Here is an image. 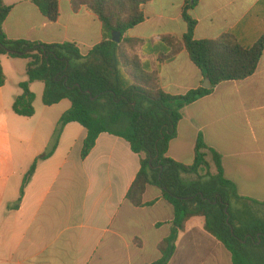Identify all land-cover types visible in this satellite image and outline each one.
<instances>
[{"label":"crops","instance_id":"crops-1","mask_svg":"<svg viewBox=\"0 0 264 264\" xmlns=\"http://www.w3.org/2000/svg\"><path fill=\"white\" fill-rule=\"evenodd\" d=\"M12 10L3 31L10 40L46 44L75 43L82 54L98 44L101 25L89 11L73 13L67 1L55 22L45 19L29 0H3ZM63 1V0H62ZM183 0H154L144 7L145 21L124 37L158 41L182 37ZM264 0H199L192 15L196 40L216 39L232 31L244 45L263 32L258 17ZM259 29V31L257 30ZM147 51L149 45L146 46ZM5 84L0 86V264H151L160 258L158 244L168 236L173 209L160 191L148 188L144 204L134 208L126 194L140 169V156L122 138L103 133L81 157L86 130L69 123L53 154L37 163L20 198L24 176L51 146L68 100L45 106L44 84L34 82V114L12 110L27 81V59L0 58ZM162 88L173 96L202 88L201 71L183 51L159 66ZM42 85V86H40ZM177 136L167 156L190 165L202 138L221 160L224 177L239 196L264 202V52L252 76L225 82L212 94L181 111ZM208 160H211L208 154ZM248 206L264 208L247 202ZM192 218L178 235L168 264H232L230 254Z\"/></svg>","mask_w":264,"mask_h":264},{"label":"trees","instance_id":"trees-1","mask_svg":"<svg viewBox=\"0 0 264 264\" xmlns=\"http://www.w3.org/2000/svg\"><path fill=\"white\" fill-rule=\"evenodd\" d=\"M50 22L59 16L62 0H29ZM73 13L85 9L101 25V41L82 54L75 43L46 44L24 39L10 40L3 24L12 10L0 0V58L27 59V81L19 84L22 94L12 105L21 117L34 114L35 95L29 86L44 84L45 106L68 100L70 108L59 119L53 142L24 176L20 199L37 163L56 149L64 127L77 123L86 130L81 157L85 158L99 135L108 133L125 140L140 156V169L126 194L134 208L144 204L148 188L161 193L173 209L169 234L158 244L160 258L151 264H168L175 253L180 233L187 221L200 218L203 230L230 254L232 264H264V220L256 217L246 203L264 205L239 196L235 185L223 175L220 156L199 137L190 165L167 156L169 144L177 136L181 111L198 99L209 96L225 82L252 76L264 52V31L250 45L226 32L216 39L196 40L197 25L192 12L199 0H183L181 19L186 25L182 37L163 35L158 41L124 37L145 21L144 7L154 0H66ZM119 33L120 41L111 40ZM149 45L151 51L146 50ZM185 52L189 60L210 81V89L197 88L173 96L161 85L159 66ZM5 84L0 61V86ZM208 154L211 160H208Z\"/></svg>","mask_w":264,"mask_h":264},{"label":"rangeland","instance_id":"rangeland-1","mask_svg":"<svg viewBox=\"0 0 264 264\" xmlns=\"http://www.w3.org/2000/svg\"><path fill=\"white\" fill-rule=\"evenodd\" d=\"M65 4H67L66 0H63L60 2L62 15H63V11L65 10V8H64ZM258 21L260 23L259 27L264 29V10L259 14ZM257 30L259 31V29H257ZM126 33H129V31H127ZM40 86H42V85H40ZM250 209L256 217L264 220V208L250 206Z\"/></svg>","mask_w":264,"mask_h":264},{"label":"water","instance_id":"water-1","mask_svg":"<svg viewBox=\"0 0 264 264\" xmlns=\"http://www.w3.org/2000/svg\"><path fill=\"white\" fill-rule=\"evenodd\" d=\"M111 40L115 43H119L120 41V34L119 33H111ZM210 81L208 79L205 80V83L202 85L203 89H210Z\"/></svg>","mask_w":264,"mask_h":264}]
</instances>
